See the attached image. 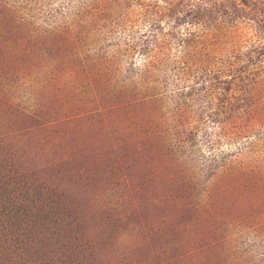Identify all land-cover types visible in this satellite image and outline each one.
Returning a JSON list of instances; mask_svg holds the SVG:
<instances>
[{
	"label": "rangeland",
	"instance_id": "374dc122",
	"mask_svg": "<svg viewBox=\"0 0 264 264\" xmlns=\"http://www.w3.org/2000/svg\"><path fill=\"white\" fill-rule=\"evenodd\" d=\"M0 264H264V0H0Z\"/></svg>",
	"mask_w": 264,
	"mask_h": 264
}]
</instances>
